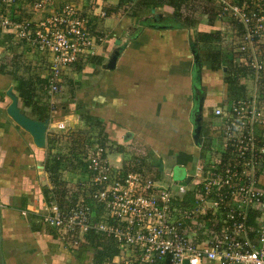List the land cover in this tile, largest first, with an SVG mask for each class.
<instances>
[{
  "label": "crops",
  "instance_id": "0c3cea01",
  "mask_svg": "<svg viewBox=\"0 0 264 264\" xmlns=\"http://www.w3.org/2000/svg\"><path fill=\"white\" fill-rule=\"evenodd\" d=\"M118 1L106 0L112 5ZM2 8L0 5V11ZM15 9L23 16L39 17L24 0ZM172 13V7L165 5L137 17L118 13L94 19L92 28L103 30L105 40L97 42L94 55L83 56L66 71L62 89L53 97L48 94V68L32 66L24 72L21 67L16 74L9 72L18 53L9 50V43L21 42L13 37L0 45V264H95V247L86 236L73 244L76 234L72 237L41 219L44 207L54 200L55 185L46 165L56 150L50 148L49 139L52 133L83 129L82 115L89 113L102 122L110 151L108 159L118 170L125 157L121 149L146 154L155 172L161 165L177 163L190 173L207 153L220 147L234 100L226 82V67L213 69L196 34L204 29L221 30L223 22L219 26L216 20L210 27L204 15L195 25L184 26L174 20ZM198 26L206 28L200 30ZM29 47L25 45L24 62L32 57ZM116 50L120 54L115 66L105 67ZM47 60L45 67L49 66ZM254 72L242 80L253 94L240 100L254 101L263 108L264 99L257 86L260 76ZM28 74L40 81L36 87L41 91L37 106L25 105L17 89L20 77ZM42 80H46L45 85ZM9 93L18 97L22 112L34 119L48 120L44 146H38L33 136L9 115ZM218 107L221 115L215 113ZM199 112L203 124L201 144L193 138ZM60 121L65 128L58 127ZM263 132L264 126L256 124L255 135L263 138ZM62 139L59 138L60 146L64 144ZM165 173L169 176L171 172ZM83 177L84 173L62 171V179L69 187ZM260 182L264 185V175ZM25 210L27 215L23 214ZM96 211V218L101 217L103 211ZM113 260L106 264H113Z\"/></svg>",
  "mask_w": 264,
  "mask_h": 264
},
{
  "label": "built area",
  "instance_id": "2783aa9c",
  "mask_svg": "<svg viewBox=\"0 0 264 264\" xmlns=\"http://www.w3.org/2000/svg\"><path fill=\"white\" fill-rule=\"evenodd\" d=\"M24 1L39 17L21 15L15 9L20 0H0V32L49 55L47 87L56 94L66 71L83 56L94 55L97 42L105 40L104 31L92 24L106 12L97 1L88 13L64 0ZM218 2L219 15L228 13L243 25L239 51L250 55L244 63L261 71L264 60L254 52L264 42V0ZM231 110L220 147L193 166L187 182L122 173L109 161L107 144H87V172L79 183L92 188L90 202L77 196L62 207L52 200L42 221L76 234L73 244L92 230L113 239L120 248L113 264H264V132L263 138L254 133L256 124L264 126V107L237 100ZM65 126L58 122L59 128ZM252 214L255 224L250 226Z\"/></svg>",
  "mask_w": 264,
  "mask_h": 264
},
{
  "label": "trees",
  "instance_id": "16d2710c",
  "mask_svg": "<svg viewBox=\"0 0 264 264\" xmlns=\"http://www.w3.org/2000/svg\"><path fill=\"white\" fill-rule=\"evenodd\" d=\"M69 2L75 3L73 0H68ZM87 1V0H84ZM83 0L76 2L80 8L88 9V5L95 4L97 0H90V3L84 5ZM235 1V0H233ZM239 2L242 0H238ZM83 3V5H82ZM87 3V2H86ZM170 6L173 9V18L179 24L184 26H193L202 16H207V21L210 27L214 26L216 17L220 14V4L218 0H119L117 4L109 5L104 4L103 8L106 15L113 14H127L131 17L141 16L149 12L153 8ZM223 16V15H222ZM223 17L230 18L232 25L231 29L227 30V37L230 38V45L232 47L226 48L224 43L223 30H209V31H199L196 34V40L202 43V50L206 54V59L212 64L213 69H219L221 66H225L227 69L226 82L228 84L232 100L237 101L240 99H245L247 87L243 83L249 74L255 73L253 69H250L247 65H244L245 58H248L249 53H243L237 51V48L241 42V36L243 34V25L237 20L233 19L230 14H225ZM13 35L2 34L0 32V45H4L13 39ZM12 45L9 43V50L12 52H18L16 57L11 61L12 69L14 74H16L21 67L25 72L32 66L40 67L39 70L47 69L49 70L48 58L49 55L45 52H41L35 47L27 44L25 41H20ZM26 43V44H24ZM220 46H219V45ZM25 45L31 49L32 57L29 61L24 62L22 57L24 56ZM236 49L235 51L233 50ZM236 47V48H235ZM224 48V49H223ZM19 50V51H17ZM237 51V52H236ZM255 55L259 56L264 60V45L259 43L255 47ZM39 64V65H38ZM30 70V69H29ZM258 74V73H257ZM35 75L36 78H40L38 73ZM259 80L257 81V86L260 89V97L264 99V68L259 71ZM34 75L28 74L26 77L21 76L19 80L18 92L25 105L37 106L39 101L38 95L41 91H37V86L39 82L34 81ZM46 80L41 82L45 85ZM264 102V100H263ZM82 119L85 122V127L83 129L77 130H66L65 132L52 133L49 139V145L54 153L47 162V170L50 172L52 181L54 182L53 189V199L56 200L62 207H66L71 204V199L77 196H84L85 203L90 202V194L92 193V188L83 187L80 183L75 186H67L62 179V171L64 169L76 173L82 174L87 172V164L84 159V152L87 144L89 145H106L108 143L105 128L96 116L86 113L82 115ZM62 137L63 143L59 145V138ZM57 143V144H56ZM88 145V146H89ZM67 149V152H63V149ZM120 148V147H119ZM124 153V161L122 165L121 172H140L146 174L155 173V168L152 162L149 161V157L146 154L135 153L131 149L126 151L121 149ZM193 201V197L188 199ZM254 214L249 219V225L253 226L255 224ZM86 238L88 242H91L95 247V264H106L110 262L114 256L120 253V248L118 244L111 238L105 237L102 233L90 231L87 233Z\"/></svg>",
  "mask_w": 264,
  "mask_h": 264
},
{
  "label": "water",
  "instance_id": "95a60500",
  "mask_svg": "<svg viewBox=\"0 0 264 264\" xmlns=\"http://www.w3.org/2000/svg\"><path fill=\"white\" fill-rule=\"evenodd\" d=\"M120 51H114L113 55L109 59V62L105 65L107 68H113L115 66L117 57L119 56ZM12 99L11 104L8 106L7 111L9 115L24 129H26L34 138L35 143L42 147L46 144L47 138V127H48V120H39L34 119L24 112L20 110L18 105V97L13 94L9 93ZM202 117L199 112V117L195 119L194 129H193V138L195 143L201 144L202 141V133H203V124H202ZM184 264H189L188 260L184 261Z\"/></svg>",
  "mask_w": 264,
  "mask_h": 264
},
{
  "label": "rangeland",
  "instance_id": "374dc122",
  "mask_svg": "<svg viewBox=\"0 0 264 264\" xmlns=\"http://www.w3.org/2000/svg\"><path fill=\"white\" fill-rule=\"evenodd\" d=\"M84 1V0H83ZM76 4L77 1H74ZM84 2H87L90 3V0H87V1H84ZM97 2L99 4H109L108 2H106V0H97ZM220 4V3H219ZM95 4H91V5H88V9L93 6ZM109 5H112V4H109ZM84 9V8H83ZM88 9H86L85 12L88 13ZM94 15H98L96 12L93 13ZM94 16V17H96ZM224 16V15H223ZM221 15H218L216 17V20L218 22V25L221 26V24H219V22H223V27H222V30H223V33L226 35L224 36V42H225V45H226V48H229L232 47L230 44V38L229 36L227 37V35H229L230 32L227 33V30L228 29H231V26L232 25V22L230 20V18H226V17H223ZM99 17V16H98ZM207 17V16H206ZM97 19V18H95ZM99 19H103V18H99ZM96 21V20H95ZM197 28H200V30H202L203 28H206L203 26V28H201V26H198ZM203 31H206L205 29ZM219 45V44H218ZM220 46V45H219ZM236 48V47H235ZM224 49V48H223ZM233 50L235 51L236 49H234L233 47ZM237 51H239V47L237 48ZM236 51V52H237ZM247 86V85H246ZM62 89V87H61ZM59 93V92H58ZM48 94H51V93H48ZM57 94V93H56ZM247 95H252L253 94V89L250 87H248V90L246 92ZM55 94H51V97H53ZM110 152V151H109ZM159 171L158 172H155L153 173L155 176H158V178H161L163 179L165 182H171V181H175V182H187L188 181V174H189V171L188 169L186 168V166L184 165H180V164H177V163H171L170 165H161V167H159ZM165 172H171L169 174V176H166ZM152 174V173H151ZM191 183H193V181H191ZM193 185V184H192ZM174 188L176 189L177 188V185H174Z\"/></svg>",
  "mask_w": 264,
  "mask_h": 264
}]
</instances>
